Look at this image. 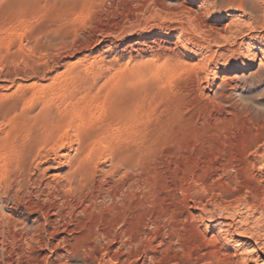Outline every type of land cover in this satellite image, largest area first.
<instances>
[{
    "label": "rangeland",
    "instance_id": "1",
    "mask_svg": "<svg viewBox=\"0 0 264 264\" xmlns=\"http://www.w3.org/2000/svg\"><path fill=\"white\" fill-rule=\"evenodd\" d=\"M263 194L264 0H0L1 264H264Z\"/></svg>",
    "mask_w": 264,
    "mask_h": 264
},
{
    "label": "bare ground",
    "instance_id": "2",
    "mask_svg": "<svg viewBox=\"0 0 264 264\" xmlns=\"http://www.w3.org/2000/svg\"><path fill=\"white\" fill-rule=\"evenodd\" d=\"M44 135V134H43ZM47 136V135H46ZM83 138V137H82ZM57 139V138H56ZM91 141H95V140H91ZM40 142V141H39ZM83 143V142H82ZM37 144V143H36ZM88 144V143H87ZM41 145V144H40ZM104 145V144H103ZM77 146V145H76ZM79 146V145H78ZM82 146V145H81ZM29 149V148H28ZM41 150V149H40ZM39 150V151H40ZM76 151V150H75ZM90 151V150H89ZM41 153V152H40ZM37 154V153H36ZM97 155V154H96ZM31 156V155H30ZM85 156V155H84ZM73 160V158H70V160ZM75 159V158H74ZM79 159V158H78ZM53 160V159H52ZM68 162V161H67ZM70 162V161H69ZM76 162V160L74 161V163ZM80 162V161H79ZM71 163V162H70ZM40 164V163H39ZM73 165V164H72ZM75 165V164H74ZM80 165V164H79ZM83 166V165H82ZM74 168V167H73ZM115 168V167H114ZM85 169V168H84ZM90 170V169H89ZM94 170V169H93ZM29 171V170H28ZM71 171V170H70ZM75 171V170H74ZM78 171V170H77ZM87 171V170H86ZM73 172V171H72ZM70 172V173H72ZM80 172V170H79ZM93 172V171H92ZM75 173V172H74ZM77 173V172H76ZM84 173V172H83ZM108 173V172H107ZM78 174H81V173H78ZM87 175V173H84V175ZM101 174V173H100ZM68 175V174H67ZM74 175V174H73ZM103 175V174H102ZM70 176V175H69ZM75 176V175H74ZM39 178V177H38ZM77 178V177H75ZM79 178V176H78ZM85 178V177H84ZM98 178V177H97ZM73 179V177H72ZM83 179V177L81 178ZM93 179V178H92ZM91 180V179H90ZM94 180V179H93ZM11 181V180H10ZM71 181V180H70ZM87 181V180H86ZM19 183V182H18ZM72 184V183H71ZM79 184V183H78ZM115 184V183H114ZM113 184V185H114ZM41 187V186H40ZM66 187V186H65ZM79 187V186H78ZM120 187V186H119ZM80 188V187H79ZM135 188V187H134ZM70 189V188H69ZM96 189V188H95ZM94 190V189H93ZM74 190H72L73 192ZM95 191V190H94ZM117 191V190H116ZM119 191V190H118ZM122 191V190H121ZM126 191V190H125ZM129 191V190H128ZM83 193V192H81ZM114 193V192H113ZM88 194V193H87ZM120 194V193H119ZM17 195V194H16ZM93 195V194H92ZM104 195V194H103ZM79 196V195H78ZM85 196V195H84ZM83 196V197H84ZM121 196V195H120ZM260 196V195H259ZM258 196V197H259ZM262 196V195H261ZM102 197V196H101ZM123 197V196H122ZM257 197V198H258ZM74 198V197H73ZM82 198V197H81ZM88 198V197H87ZM259 199V198H258ZM257 199V200H258ZM118 200V199H117ZM264 201V194H263V198L262 199H259L257 202L258 206L259 203H262ZM34 202V201H33ZM101 203V202H100ZM72 204V203H71ZM121 204V203H120ZM33 205V204H32ZM85 205V204H84ZM83 205V206H84ZM106 205V204H105ZM104 205V206H105ZM93 206V205H92ZM262 206V205H261ZM78 207V205H77ZM49 208V207H48ZM73 208V207H72ZM93 208V207H92ZM91 208V209H92ZM58 209V208H57ZM4 210V209H3ZM68 210V209H67ZM70 211V210H69ZM89 211V210H88ZM133 211V210H132ZM77 213V212H76ZM48 210H44V220L40 221L39 219H36V224L32 227H24L22 232L19 234V237L16 238V235L15 234H11L9 235L10 233L8 232V230L6 231H3L1 228H0V264H1V260H2V256H7V255H10L11 251L9 250V247L10 245L12 244V242L14 243V240H18L20 243L22 242L23 244V241L24 242H27L29 246L28 249L29 251H32L33 253V250H44L48 247V243L46 241H44V235L45 233L48 234V236L50 235L51 237H53L54 235H57L58 234V226L56 225L55 221L52 219V215H48ZM43 218V217H42ZM64 218V217H63ZM35 219V218H34ZM61 224V223H60ZM7 226V224H6ZM9 227V226H8ZM21 228V227H20ZM126 228V227H125ZM264 232V231H263ZM108 234V233H107ZM55 239V237H54ZM49 242V241H48ZM51 245L53 246V251L55 250V259L54 261H49L50 263H48V257L47 256H44L41 260L42 262L44 261V264H55V262H58L59 261V258H60V253L58 254V248H59V243H52L51 241ZM62 245V244H61ZM22 246V245H21ZM264 249V248H263ZM64 250V249H63ZM215 251V250H214ZM21 252V250H20ZM19 252V253H20ZM23 252H21L22 254ZM31 253V252H30ZM29 253V254H30ZM20 254V255H21ZM35 254V253H34ZM33 254V256H34ZM212 254V253H211ZM214 254V252H213ZM14 255V254H13ZM12 255V256H13ZM27 256V255H26ZM32 257V255L30 256ZM29 257V258H30ZM35 257V256H34ZM33 257V258H34ZM28 258V257H27ZM26 258V259H27ZM36 258V257H35ZM37 259V258H36ZM217 259V258H216ZM5 260V258H4ZM38 260V259H37ZM40 260V259H39ZM228 260V259H227ZM26 261V260H25ZM32 261V259H31ZM223 261V260H222ZM29 262V260H28ZM230 260H228V264H229ZM27 263V262H26ZM32 263V262H30ZM40 263V262H39ZM226 263V264H227ZM231 263V262H230ZM3 264V263H2ZM5 264H11L9 262V260L7 262H5ZM14 264H17V263H14ZM35 264V263H33ZM225 264V262H224ZM234 264H236V262H234ZM238 264V263H237Z\"/></svg>",
    "mask_w": 264,
    "mask_h": 264
}]
</instances>
